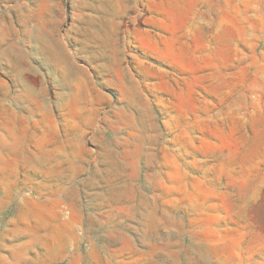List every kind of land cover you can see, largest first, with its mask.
<instances>
[{
	"label": "rangeland",
	"instance_id": "rangeland-1",
	"mask_svg": "<svg viewBox=\"0 0 264 264\" xmlns=\"http://www.w3.org/2000/svg\"><path fill=\"white\" fill-rule=\"evenodd\" d=\"M222 103L263 110L248 166L264 0H0V264H264V175L212 168Z\"/></svg>",
	"mask_w": 264,
	"mask_h": 264
},
{
	"label": "crops",
	"instance_id": "crops-1",
	"mask_svg": "<svg viewBox=\"0 0 264 264\" xmlns=\"http://www.w3.org/2000/svg\"><path fill=\"white\" fill-rule=\"evenodd\" d=\"M199 14L196 30L191 31L192 41L200 46L213 48V56L218 57L219 52L228 47L225 37L227 27L223 13L214 14L212 9L207 13ZM216 16V17H214ZM240 102V101H239ZM220 108L210 119L212 137L210 143L213 149L212 168L215 175H264V153L261 158L251 159L248 166L244 163L243 153L246 143H242L240 135L245 136L244 130L251 123L253 128L256 113L262 109H252L248 115L242 104L216 105ZM262 108V107H261ZM230 145V146H229ZM264 150V149H263ZM251 206V205H250Z\"/></svg>",
	"mask_w": 264,
	"mask_h": 264
}]
</instances>
